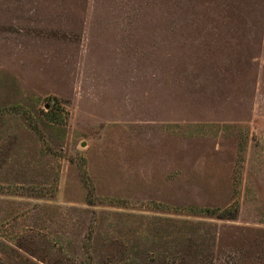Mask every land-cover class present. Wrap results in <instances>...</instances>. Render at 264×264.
I'll return each mask as SVG.
<instances>
[{
	"label": "rangeland",
	"instance_id": "374dc122",
	"mask_svg": "<svg viewBox=\"0 0 264 264\" xmlns=\"http://www.w3.org/2000/svg\"><path fill=\"white\" fill-rule=\"evenodd\" d=\"M0 264H264V0H0Z\"/></svg>",
	"mask_w": 264,
	"mask_h": 264
}]
</instances>
